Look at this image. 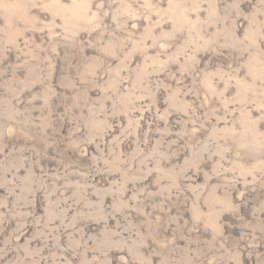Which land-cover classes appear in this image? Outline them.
<instances>
[{"label":"rangeland","instance_id":"1","mask_svg":"<svg viewBox=\"0 0 264 264\" xmlns=\"http://www.w3.org/2000/svg\"><path fill=\"white\" fill-rule=\"evenodd\" d=\"M0 264H264V0H0Z\"/></svg>","mask_w":264,"mask_h":264}]
</instances>
